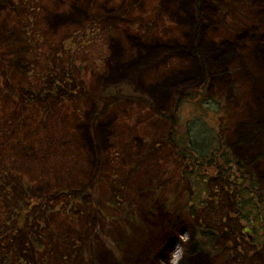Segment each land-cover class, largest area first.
I'll use <instances>...</instances> for the list:
<instances>
[{
  "label": "rangeland",
  "instance_id": "374dc122",
  "mask_svg": "<svg viewBox=\"0 0 264 264\" xmlns=\"http://www.w3.org/2000/svg\"><path fill=\"white\" fill-rule=\"evenodd\" d=\"M213 1L0 0V264H167L194 221L229 230L211 264H264V177L241 217L215 176L259 120L264 0Z\"/></svg>",
  "mask_w": 264,
  "mask_h": 264
},
{
  "label": "trees",
  "instance_id": "16d2710c",
  "mask_svg": "<svg viewBox=\"0 0 264 264\" xmlns=\"http://www.w3.org/2000/svg\"><path fill=\"white\" fill-rule=\"evenodd\" d=\"M213 2H217V1H213ZM217 3L219 4L220 12H224L226 10L224 0H219V2ZM197 14L198 15L200 14V18H199L200 20L202 12L199 11L197 12ZM200 25H201V20L198 21V28H200ZM199 40H200V34L196 35V41H195L196 56H197L196 60L201 70V76L199 77V80L202 79L203 83L205 84L207 81L210 80L211 77H210V73L208 74L209 70L206 66L205 59L203 55L201 54L202 53L201 48H200L201 42ZM261 41H264V38L259 39V42ZM262 48L264 49V44L262 45ZM257 59H258L259 66L262 68V74L257 79V85H255V88H254L256 91L255 100H257L256 103L258 102L259 104V111H260L259 112L260 117L258 116L259 120H257V123L254 124L253 126V121L255 119V117H253L254 118L252 119L253 121L246 122V124L242 125V129L240 127L239 132L238 133L236 132L235 135L229 139V141L227 142V145L230 148L231 153H229L227 149H223V151L227 152L228 157L230 158V160L228 159L225 162L226 163L232 162L233 165L237 168V170L240 171V173H238L239 175L237 176L235 173H232L230 169L225 168L224 166H221L217 169L216 175H215L220 180V184L222 185L221 190L225 192V194L227 195V200L229 201L228 198L231 199V203L229 202V204H225L223 205V207L227 209L229 207V209H232L231 211H235L236 213H239L241 217H245L247 214L251 212L248 210L250 209L251 205H256L255 203H253V200L255 197H258V200H259L260 194L257 195L258 194L257 191L260 192V188H259V186L261 185L260 182L262 181V178L264 177L261 172H257L253 168V165L255 163L261 162L262 159L264 158V153L257 151L259 150L260 147L262 148L264 147V54L257 57ZM211 74L217 75V72L213 74L211 71ZM197 80H198V77H196L194 82H196ZM258 92H260L259 95H258ZM182 95L190 96L189 93H186V94L182 93L179 96H177L178 98L176 102V108L181 103ZM149 96L152 97L150 94ZM177 116H174V117L178 118L179 116L178 117ZM174 117H173V120H174L173 123H175ZM165 118L168 119V117H165ZM175 139H176L175 135L174 137H172L171 135L169 138V140L173 142L175 146L174 149H177V151H179L186 158L189 157L191 159L192 153H190L189 151L185 153L184 149H186L187 147L184 145L183 142H181L180 140L179 142L175 141ZM223 141L225 140L222 139L220 142L223 143ZM253 142H254V145L258 146L256 152L251 151V153L249 152L244 153L245 150L252 149ZM188 144L190 145L189 146L190 151H192L191 148H193V146L195 145L194 139L191 138ZM179 145L182 147V149H179ZM199 153L202 157L207 156L205 152H199ZM248 157H250L249 160H248ZM195 160L196 159H192V162ZM247 160H248V166L246 165ZM196 163L203 164V163H200V161H197ZM226 169L228 171H226ZM78 197L81 198L80 196ZM193 225L192 226L194 227V229H197V232H195L194 235L190 236L189 238V241H188L189 243L187 246V250H188L187 260L185 264H211V258L207 254V253H211L208 246L214 248L213 239L218 241L220 240V238H225L229 230L228 231L223 230L224 233L221 232L217 234L214 232V230L216 229V226L201 224L197 221H194ZM229 228L232 230L231 226ZM204 239H206L208 246L205 245ZM14 242L16 241L14 240ZM220 250L223 251L224 247H222V249ZM218 252H219V249H218ZM229 255H231V253H229ZM148 257H149V252H144L142 250L140 258H138V260L136 261L137 264H147ZM133 258L134 257H132V259ZM123 264H134V260L133 261L130 260L129 262H125Z\"/></svg>",
  "mask_w": 264,
  "mask_h": 264
},
{
  "label": "clouds",
  "instance_id": "9594fccd",
  "mask_svg": "<svg viewBox=\"0 0 264 264\" xmlns=\"http://www.w3.org/2000/svg\"><path fill=\"white\" fill-rule=\"evenodd\" d=\"M189 233H184L178 235V239L180 243H177L174 247V250L169 254V260L167 261V264H182V261L184 260L186 249L184 247L185 244L189 241ZM161 264H164L162 261Z\"/></svg>",
  "mask_w": 264,
  "mask_h": 264
},
{
  "label": "bare ground",
  "instance_id": "6f19581e",
  "mask_svg": "<svg viewBox=\"0 0 264 264\" xmlns=\"http://www.w3.org/2000/svg\"><path fill=\"white\" fill-rule=\"evenodd\" d=\"M186 260H187V258L184 257V260L182 261V264H185L186 263Z\"/></svg>",
  "mask_w": 264,
  "mask_h": 264
}]
</instances>
